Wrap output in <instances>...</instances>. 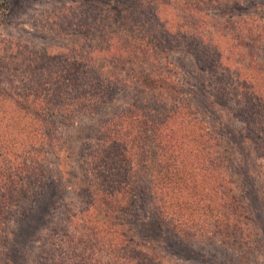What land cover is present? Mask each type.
<instances>
[{"label": "trees", "instance_id": "obj_1", "mask_svg": "<svg viewBox=\"0 0 264 264\" xmlns=\"http://www.w3.org/2000/svg\"><path fill=\"white\" fill-rule=\"evenodd\" d=\"M112 1L113 8L85 1L83 11H108V23H70L65 30L78 29L68 30L73 38L63 49L67 52L51 54L45 46L35 61L26 54L23 73L7 76L6 87L0 86V264H175L157 249L160 243H175L163 234L165 226L192 243L224 244L210 250L222 259L210 256L204 263L189 250V259L199 264H251L254 245L245 216L253 211L245 193L235 191L231 173L232 164L239 163L236 146L243 145L233 138L240 132L231 128L223 110L244 118L248 131L256 124L254 106L263 101L264 86L257 96L254 83L264 81V63H256L251 77L246 75L251 64L238 66L233 55L245 52L249 38L254 48L264 50V22L231 17L225 23L230 37L215 35L209 42L199 33L202 26L181 24L200 21L197 14L204 7L243 11L245 3L256 6L258 0ZM164 8L181 17L164 18ZM142 16L146 27L137 32L132 23L143 28L137 21ZM209 28L219 32L213 24ZM74 38L79 47L94 42L100 49L78 52ZM175 53L198 66L203 84L198 93L177 79ZM19 60L13 56L6 66L0 64V77ZM123 62L129 75H123ZM242 76L251 81L241 82ZM196 95L205 100L198 102ZM257 116L264 119L262 111ZM62 158L70 160L75 181L58 189L53 178L61 180ZM145 175L151 208L161 220L154 216L153 228L150 221L130 223L133 179ZM67 189L76 197L71 210L62 202ZM62 208L68 234L57 227ZM150 230L148 243L134 241ZM58 231L63 234L59 243ZM101 253L107 262L94 261Z\"/></svg>", "mask_w": 264, "mask_h": 264}, {"label": "rangeland", "instance_id": "obj_2", "mask_svg": "<svg viewBox=\"0 0 264 264\" xmlns=\"http://www.w3.org/2000/svg\"><path fill=\"white\" fill-rule=\"evenodd\" d=\"M85 1L95 2L97 5L108 6V7H115L116 3L112 0H0V64L5 65L8 63L9 59L13 56H19L20 60L18 62V66L11 68L9 66V70H1L4 77H0V86L4 89L6 84L3 82L7 76H16L18 77L19 74L23 73V68L20 67L21 63L26 62L28 65L26 57L31 56L30 60H38V53L45 50V46L48 47L51 54H59L61 52H67L63 50L65 47L70 46L71 42L69 40L73 38L70 36V32L68 31L71 28L78 29V26H71L65 30L64 27H67L70 23L80 24L84 23L89 24H98L100 23H108L106 20L107 12L103 11L102 14H97V11L92 9L83 11V4ZM264 0H258V4L256 6H260V11H255L256 6H252L251 2L245 3L243 11H237L233 7H204L203 12L197 14L200 17V21L196 22L193 20H182L181 25L196 27L202 26L200 29V34L204 36L206 41H211L214 36L217 37H230V29L226 27L225 23L231 18L237 21V15H242V18L245 19L246 16L251 18L254 17L253 20H248L247 23H263L264 22ZM124 8V6H123ZM201 9V8H200ZM83 12L89 13L91 15L87 16ZM164 13V14H163ZM197 13V12H196ZM176 14V15H175ZM163 15H169V18L174 17L180 18L181 15L178 12H172L167 8H164V12L162 11ZM255 16H260V20ZM164 17V16H163ZM165 18V17H164ZM210 19L209 24L203 26V23ZM125 20V18H123ZM137 21H141L143 24V28L140 27V22H133L132 25L136 27L139 31L145 29L144 25H146V20L142 16ZM244 21V20H243ZM263 21V22H261ZM202 24V25H201ZM215 25L216 29L219 31L218 33L213 30V28H209V25ZM242 25L239 22V26ZM212 33L210 34V32ZM209 33V34H207ZM59 34V36H57ZM222 35V36H219ZM90 37V36H89ZM246 40V39H245ZM74 41L77 44L78 52L83 54L91 51L93 49H100L99 44H85L79 47L76 38ZM244 41V40H243ZM243 44L244 48L246 49L245 52H241L237 55H233L236 58L238 66L246 67L247 64H251L250 69H252L248 74L253 77L255 71H258V67H256V63H264V50L260 47L254 48L253 42L251 38L247 39ZM74 44V43H73ZM72 44V45H73ZM71 45V46H72ZM124 45V41H123ZM26 56V54H28ZM26 56V57H25ZM172 60L176 62V66L180 71H176V77L182 83L191 84L195 90V92L200 90L201 85L203 86L202 80V73L199 72L198 66L194 63V61L184 55L180 54H172ZM228 65H232V62H228ZM35 67H38V64H35ZM15 69L19 71V73L15 74ZM233 76V72L226 73ZM123 75H129V67L128 64L123 62ZM187 77H186V76ZM246 77V76H245ZM245 77L242 76L240 79L243 82ZM247 79V77H246ZM246 81H251V79H247ZM17 82V81H16ZM15 82V83H16ZM253 84V83H252ZM260 85V86H258ZM264 86V81L254 83V93L260 95L259 87ZM258 89V90H257ZM125 93L123 94V96ZM197 101L201 102L199 95H196ZM202 103V102H201ZM255 104V103H254ZM259 105L261 106L259 108ZM254 114L253 118L256 121V124L251 126L252 130L248 131L247 123H245L244 118H235L237 115L234 112H228L223 110V114L226 117H229V123L231 128L238 129L240 133H234L233 138L239 139V143H242V147H237L236 150V159L239 162L238 164L233 163L231 166V173L233 180L235 182L234 188L235 191L238 193H245L242 195L246 198L247 204L250 206L251 210L253 211L252 215L247 214L245 217L249 218L245 222L248 223L251 232H252V241H253V251L252 256L249 259L251 264H264V119H260L257 116L259 111L264 113V99L262 102L258 99L254 106ZM209 116L205 114L204 118L208 119ZM236 119V120H235ZM210 120V119H209ZM241 122H239V121ZM101 121V119H97L96 122ZM244 128V130H243ZM228 128V133H229ZM227 133V135H228ZM251 139L250 142L248 141V137ZM225 137V135H223ZM262 146V148H261ZM240 153V154H239ZM262 155V156H261ZM72 166L70 165L69 159H61L60 165V174L62 175L61 180L53 178L55 181L56 188H63L64 182H73L74 176L71 174ZM49 169V168H48ZM50 170V169H49ZM49 174H51L49 172ZM146 174V173H145ZM70 175V176H69ZM81 175V172L78 173ZM135 181V197L134 203L132 204V211L134 218L130 221L133 223V227L141 224H145L146 222L149 223L150 227L153 228L157 223L156 221H161L159 215L157 214L156 209L153 210L151 208V192L149 191V177L145 175L144 177L133 179ZM139 186V187H138ZM138 187V190H137ZM57 189V191H58ZM71 191L67 189L66 194L63 197V205H67L70 203L68 209L71 210V204L76 202V197L70 193ZM76 207L79 206V203L74 204ZM12 208H8L5 210L6 214H8ZM157 219L155 221V218ZM66 217V212L62 208L60 211V215H58L57 219V227L60 231H64L68 234V224L67 220L64 218ZM8 221V218H7ZM118 221V220H117ZM119 223L123 224V218H119ZM129 223H125L124 227L126 228ZM123 227V225H122ZM123 229V228H122ZM152 230L145 235V238H141L139 235L134 236L135 242L144 241V243H148L151 239ZM49 233V232H47ZM53 233V232H52ZM163 234L168 235L169 240H174L175 243H167L165 242L164 245L157 247L158 251L166 257L167 261H170L175 264H199L197 260L189 259V250L195 251V254H199L200 260L203 259V263L208 260V258L214 257L216 259H222L219 255H213L210 251L212 249L211 245L216 244H209V243H192L189 239L184 240L179 233V231L174 230L172 227L165 226L163 229ZM56 236L57 243L61 241V232H57ZM219 238V237H218ZM220 239V238H219ZM51 241V239L49 240ZM48 241V242H49ZM215 243V242H214ZM218 243H220L218 241ZM85 245L93 244V246H98L95 240H92L89 243L87 240L84 241ZM220 245L216 246H224V244L220 243ZM228 246H226L227 248ZM64 251V250H63ZM66 250L64 251V256L66 255ZM101 256H94L95 260H102L103 263L107 262L104 259V255L101 253ZM253 257V258H252ZM79 259V258H78ZM33 263H35L34 258L31 259ZM37 261V260H36ZM77 263H80L77 260ZM65 264H68L66 262Z\"/></svg>", "mask_w": 264, "mask_h": 264}]
</instances>
